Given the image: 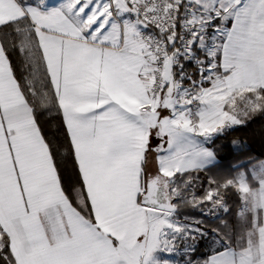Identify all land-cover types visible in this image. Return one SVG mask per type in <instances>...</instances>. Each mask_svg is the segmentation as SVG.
<instances>
[{"label": "snow or ice", "instance_id": "obj_1", "mask_svg": "<svg viewBox=\"0 0 264 264\" xmlns=\"http://www.w3.org/2000/svg\"><path fill=\"white\" fill-rule=\"evenodd\" d=\"M257 116L264 0H0V264H264Z\"/></svg>", "mask_w": 264, "mask_h": 264}, {"label": "trees", "instance_id": "obj_2", "mask_svg": "<svg viewBox=\"0 0 264 264\" xmlns=\"http://www.w3.org/2000/svg\"><path fill=\"white\" fill-rule=\"evenodd\" d=\"M219 160V165L209 170L207 173H201V179L207 180L208 176L221 178L232 175L233 169L237 165H250V162L264 160V117H255L241 126H235L225 134L217 137L209 145ZM202 189H197V194H201ZM226 203L230 208L229 213L222 216H213L212 214L203 217L205 224L209 229L217 227L221 220L233 219L236 211L237 200L232 194H229ZM189 216H200V212L192 209L186 210ZM207 241L201 242L198 250L190 255L194 261L201 259L208 254Z\"/></svg>", "mask_w": 264, "mask_h": 264}, {"label": "rangeland", "instance_id": "obj_3", "mask_svg": "<svg viewBox=\"0 0 264 264\" xmlns=\"http://www.w3.org/2000/svg\"><path fill=\"white\" fill-rule=\"evenodd\" d=\"M190 255H192V254H190ZM169 258H170V259L177 260V261H178V264H185L186 259H187V258H190V257H185L184 255H181V256H179V257H175V256H173V257H169Z\"/></svg>", "mask_w": 264, "mask_h": 264}, {"label": "crops", "instance_id": "obj_4", "mask_svg": "<svg viewBox=\"0 0 264 264\" xmlns=\"http://www.w3.org/2000/svg\"><path fill=\"white\" fill-rule=\"evenodd\" d=\"M217 161H218V163H217V165L215 166V167H213V168H211V169H214V168H216L218 165H219V160H218V158H217ZM210 169V170H211ZM225 213L223 212V211H214V212H212V215L213 216H222V215H224ZM209 249V248H208Z\"/></svg>", "mask_w": 264, "mask_h": 264}]
</instances>
